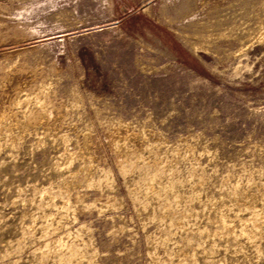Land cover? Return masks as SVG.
<instances>
[{
  "label": "rangeland",
  "instance_id": "rangeland-1",
  "mask_svg": "<svg viewBox=\"0 0 264 264\" xmlns=\"http://www.w3.org/2000/svg\"><path fill=\"white\" fill-rule=\"evenodd\" d=\"M2 112L0 264H264V0H0Z\"/></svg>",
  "mask_w": 264,
  "mask_h": 264
},
{
  "label": "bare ground",
  "instance_id": "bare-ground-1",
  "mask_svg": "<svg viewBox=\"0 0 264 264\" xmlns=\"http://www.w3.org/2000/svg\"><path fill=\"white\" fill-rule=\"evenodd\" d=\"M12 115V114H11ZM6 115H5V113L4 112H2V113H0V121H1V119L3 118V117H5ZM44 118V117H43ZM3 121V120H2ZM21 122V121H20ZM17 127V126H16ZM23 128V127H22ZM25 128V127H24ZM13 129V128H12ZM18 129V128H17ZM20 132V131H19ZM119 134V133H118ZM118 136V135H117ZM120 138V137H119ZM122 138V137H121ZM17 140V139H16ZM121 140V139H120ZM120 140H117V141H120ZM120 143H121V141H120ZM120 143H119V145H120ZM86 150V149H85ZM118 151L121 153V154H123L122 156H125L124 155V151H125V148H124V146H123V144H121L120 146H119V148H118ZM92 155V154H91ZM90 156V155H89ZM91 157V156H90ZM127 157V156H126ZM122 158H124V157H122ZM122 162V161H121ZM89 166V165H88ZM93 166V165H92ZM94 170V169H93ZM88 172V171H87ZM249 206V205H248ZM69 250V249H68Z\"/></svg>",
  "mask_w": 264,
  "mask_h": 264
}]
</instances>
